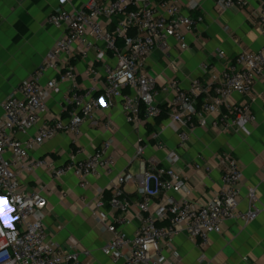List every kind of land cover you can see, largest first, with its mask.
Instances as JSON below:
<instances>
[{
    "label": "built area",
    "instance_id": "obj_1",
    "mask_svg": "<svg viewBox=\"0 0 264 264\" xmlns=\"http://www.w3.org/2000/svg\"><path fill=\"white\" fill-rule=\"evenodd\" d=\"M259 3L254 25L264 36V0ZM220 10L239 9L248 12L247 0H215ZM198 0H90L82 7L68 10L56 8L47 23L60 33L55 47L43 68L34 72L0 104V198L6 200L9 222L0 220V264H78L73 255L49 240L47 225L41 213L49 207L48 187L37 183L29 189L25 177L45 171L52 181L72 175L81 190L90 189V179L111 178L106 190H94L93 217L99 226L112 235L103 253L114 263L179 264L173 251L175 239L186 234L202 250L211 236L220 234L223 225L236 221L249 225L264 213L254 189L250 190V206L241 211L243 167L231 152L219 156L222 189L206 203H195L178 167L180 155L168 150L160 140L161 132L139 137L134 160L140 163L138 173H116L117 155L113 139L104 142L94 153L80 159V139L83 127L93 123L98 112L115 108L118 103L128 124L135 131L162 114L158 98L168 95V124L162 130L177 127L179 146L187 148L197 129H209L218 135H228L257 119L247 102L230 105L234 95L249 97L258 83L264 84V46L257 52L244 51L228 67L218 73L215 66L204 65L208 81L195 79L184 89L176 79L160 83L148 70V60L161 51L171 65L172 41L181 52L189 50L187 37L204 17L199 13ZM188 13V14H187ZM95 53L96 62L116 60L112 67L104 66L105 83L99 92L94 85L82 91L79 72L73 65L76 57L86 59ZM225 53L220 52L219 57ZM56 76L43 81L48 73ZM82 77L97 82L101 77L95 62H90ZM70 90L53 112L49 101L61 84ZM113 131V122L104 127ZM34 131V134L31 132ZM68 135L75 147L68 161L59 166L49 157L36 158L32 153L59 135ZM20 136L26 137L25 140ZM154 145L166 154L164 163L144 157ZM211 173V168L196 166ZM134 184L140 201L136 204L125 187ZM169 194L183 195L182 200ZM160 196L158 201L155 197ZM84 203L86 199L82 200ZM136 205L139 226L132 237L124 229L133 224L131 210ZM109 207L111 220L103 211ZM166 250L172 254L168 258ZM172 250V251H171ZM89 256V253H86ZM206 257L202 255L201 262Z\"/></svg>",
    "mask_w": 264,
    "mask_h": 264
},
{
    "label": "crops",
    "instance_id": "obj_2",
    "mask_svg": "<svg viewBox=\"0 0 264 264\" xmlns=\"http://www.w3.org/2000/svg\"><path fill=\"white\" fill-rule=\"evenodd\" d=\"M88 1L90 0H0V104L34 72L44 67L60 37L59 31L47 23L49 15L56 8L75 10ZM198 1L201 5L199 13L189 14L197 16L201 13L204 21L188 35L189 50L181 52L172 41V55L176 65L167 62L161 51L154 52L148 60L149 72L160 83L176 79L184 89H188L195 79L205 82L210 79L209 74L202 70L204 65L211 64L218 73H222L244 51L257 52L264 46V36L254 25L259 9L257 0H247L250 10L246 13L239 9L220 10L215 0ZM220 52H224L225 56L219 57ZM90 62L96 63L100 73L101 78L97 82L82 77ZM115 64L116 60L111 56L106 62H96L95 53H91L86 59H73V65L79 72L78 83L82 91L95 85L101 92L105 83L104 66L112 67ZM55 76L54 72L48 73L43 83ZM70 88L69 83L59 86L49 101L51 111L60 112V104ZM167 98L168 95H161L158 104L166 105ZM245 102L251 105L257 119L255 124H245L228 135H218L212 130L199 128L191 135L185 149L179 146L177 127L162 130L168 120L161 124H157V121L150 122L135 131L127 123L118 103L110 111L96 113L95 124L88 123L83 127L80 139L82 154L79 158L84 159L104 142L113 139V151L117 155L116 173L136 174L140 169V163L134 160L139 137H148L159 131L160 140L168 150L176 151L181 157L178 169L184 176L191 201L206 203L222 189V171L218 158L231 152L243 167L240 210L249 209V193L252 189L256 191L260 205L264 207V84L258 83L249 97L234 95L230 105ZM108 120L113 122V131L104 128ZM20 139L25 140L26 137L20 136ZM74 149L71 138L62 134L36 149L32 156L49 157L62 166ZM165 156L164 152L157 151L153 145L144 158L147 161L155 159L165 166ZM196 166L209 167L211 173H207L205 169L199 171ZM24 183L29 189L34 188L37 183L48 187L49 207L40 215L47 225L49 240L77 255L78 264H124L123 260L114 263L104 255L102 250L111 242L112 235L104 231L93 217L94 190L105 189L108 200L111 178H92L90 189L81 190L79 181L72 175L54 182L45 171L40 170L26 176ZM125 190L135 204L140 201L136 185L130 184ZM168 196L177 201L183 198V195L177 194ZM83 199H86L85 203ZM159 199L160 196H156L154 200ZM0 206L4 209L0 220L7 225L10 212L6 200L0 198ZM137 212L134 205L131 210L133 224L124 229L129 237L134 235L139 226ZM103 213L113 219L109 207ZM173 251L178 256L179 264H264V213L249 225L236 221L226 222L220 234L211 236L210 245L204 250L186 234H181L173 243ZM165 252L168 258L172 254L168 250ZM202 255L206 257L203 263Z\"/></svg>",
    "mask_w": 264,
    "mask_h": 264
},
{
    "label": "trees",
    "instance_id": "obj_3",
    "mask_svg": "<svg viewBox=\"0 0 264 264\" xmlns=\"http://www.w3.org/2000/svg\"><path fill=\"white\" fill-rule=\"evenodd\" d=\"M162 109V114L159 117V119H157V124H161L163 121L168 120L169 118V110L167 108L166 105L161 106Z\"/></svg>",
    "mask_w": 264,
    "mask_h": 264
},
{
    "label": "snow or ice",
    "instance_id": "obj_4",
    "mask_svg": "<svg viewBox=\"0 0 264 264\" xmlns=\"http://www.w3.org/2000/svg\"><path fill=\"white\" fill-rule=\"evenodd\" d=\"M3 211H4L3 207H2V206H0V214H2V213H3Z\"/></svg>",
    "mask_w": 264,
    "mask_h": 264
}]
</instances>
